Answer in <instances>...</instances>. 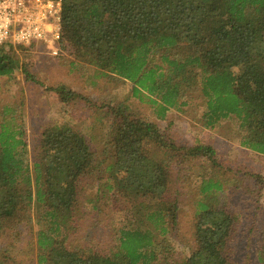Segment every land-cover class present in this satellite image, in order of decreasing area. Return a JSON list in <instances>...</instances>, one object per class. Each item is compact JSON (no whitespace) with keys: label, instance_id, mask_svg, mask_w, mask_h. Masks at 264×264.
I'll return each instance as SVG.
<instances>
[{"label":"trees","instance_id":"1","mask_svg":"<svg viewBox=\"0 0 264 264\" xmlns=\"http://www.w3.org/2000/svg\"><path fill=\"white\" fill-rule=\"evenodd\" d=\"M60 1L59 47L67 42L77 59L130 81L132 93L141 99L147 93L160 118L199 93L204 128L234 117L243 130L240 145L264 154V0ZM11 46L0 45V76L18 68L34 80ZM51 90L65 104L83 98L64 84ZM10 113L8 106L0 111V232L35 219L36 264H232L229 243L238 213L220 198L226 189L219 179L199 183L195 246L188 255L175 256L167 236L178 207L166 196L163 161L207 155L215 162L210 146L176 145L155 123L116 104L106 111L109 126L100 150L81 131L56 123L42 131L29 162L24 129ZM147 144L162 154L149 152ZM107 159L112 161L102 167ZM85 175L95 194L112 190L130 205V224L106 252L66 244ZM256 258L264 264V227ZM0 264L15 262L0 254Z\"/></svg>","mask_w":264,"mask_h":264},{"label":"rangeland","instance_id":"2","mask_svg":"<svg viewBox=\"0 0 264 264\" xmlns=\"http://www.w3.org/2000/svg\"><path fill=\"white\" fill-rule=\"evenodd\" d=\"M10 49L27 65L34 80L26 79L18 68L10 76H0V111L8 106L10 114L22 124L29 162L34 159L42 131L56 123L81 131L90 139L94 150H100L109 126L106 111L109 106L122 104L132 117L155 123L176 145L191 147L200 143L214 150L211 159L215 162L207 155L163 161L169 179L166 196L178 207L176 222L167 235L175 256L184 257L195 246V211L197 201L202 198L199 183L212 176L223 182L226 190L220 198L224 199L227 209L238 213L229 243L232 264H259L256 252L264 227V154L240 145L243 130L237 119L225 118L213 127L204 128L201 119L204 102L199 93L190 95L186 105L168 109L160 118L148 101L147 93H143L142 99L134 95L130 81L112 73L103 74L89 62L77 59L71 45L64 41L56 55L41 44L12 45ZM58 84L66 85L83 98L68 104L60 102L51 90ZM155 147L146 145L154 155L162 154ZM111 161L107 159L102 167ZM112 192L95 194L96 186H91L87 175L83 176L78 185L72 227L68 225L66 244L69 248L88 245L106 252L115 244L118 230L130 224L131 213L128 200ZM38 228L36 220L31 219L17 221L3 229L0 254L12 257L15 264H36Z\"/></svg>","mask_w":264,"mask_h":264},{"label":"built area","instance_id":"3","mask_svg":"<svg viewBox=\"0 0 264 264\" xmlns=\"http://www.w3.org/2000/svg\"><path fill=\"white\" fill-rule=\"evenodd\" d=\"M60 0H0V45H43L60 51Z\"/></svg>","mask_w":264,"mask_h":264}]
</instances>
